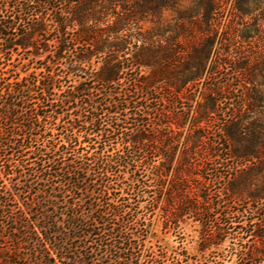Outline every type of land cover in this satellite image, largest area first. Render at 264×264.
I'll return each instance as SVG.
<instances>
[{"label": "trees", "instance_id": "trees-1", "mask_svg": "<svg viewBox=\"0 0 264 264\" xmlns=\"http://www.w3.org/2000/svg\"><path fill=\"white\" fill-rule=\"evenodd\" d=\"M228 1L0 0V64L19 49L36 61L0 67V264H168L143 249L131 201L148 196L151 153L168 166L149 205L164 192L167 220L201 223V251L235 232L264 264V0H232L226 20L251 52L215 48ZM197 92L166 186L163 147L190 111L166 102ZM219 158L233 163L216 194L198 171Z\"/></svg>", "mask_w": 264, "mask_h": 264}, {"label": "rangeland", "instance_id": "rangeland-1", "mask_svg": "<svg viewBox=\"0 0 264 264\" xmlns=\"http://www.w3.org/2000/svg\"><path fill=\"white\" fill-rule=\"evenodd\" d=\"M231 1L232 0H229L226 4L223 17L224 20L218 29L215 48L222 46V51L230 49V51L240 50L244 52H251V50H254L255 47L251 46L248 41H240V38L233 32L235 26H237V19L230 20V23H227L226 21L229 20L231 16ZM256 44L257 47L262 45L264 48L262 41L259 43L257 42ZM27 56L28 55L25 52L19 49V51L13 52V55L6 56L2 59L0 67L3 68L6 75L20 72V75L23 76L25 74L24 71H21V68L24 70L23 65L26 64L24 66L27 67L28 63V67H30L28 71H31L34 70L33 66H35L36 63V61L27 59ZM88 83L89 85L94 84L92 82ZM233 83L237 84L238 81L234 79ZM95 85L101 87L98 83H95ZM130 88L132 87L130 86ZM237 94H239V91L235 92L231 96L233 97ZM157 95L159 96L158 93H155V96ZM168 98L169 100L166 102V108L173 110L176 113H174V115H170L172 118L182 120V116L186 113V110L190 108V111L182 128L178 129L175 125H172V128L175 129L178 134H172L173 136H170V140L174 142L175 139L178 138L179 144L176 145L173 143L170 147L167 146L168 148L163 147L168 156L171 154L173 156V161L166 179V186L170 184L177 169L178 162L183 152V142L188 137L190 132L191 119L194 115V109H196L200 97L197 92L196 95L189 96V98H192L193 100L185 98ZM234 102V99H228L226 104L224 103V107L232 106ZM158 103V101H154L151 105H159ZM222 117L223 113L220 112L219 118ZM151 119H153L152 116ZM141 157H143V155H141L140 158ZM162 158L163 157H161L158 153H151L145 157L142 168L146 174L145 179H147V182L152 184V186L148 190V196L141 200L139 204L135 199H133L134 195H132L131 198L132 206L137 210V216L139 218L138 234L143 244V249L149 248L157 255L165 256L168 264L173 261H179L183 264L186 262H188V264H258V256L250 258V256H242V254H240L241 249L245 252L249 248H252V246H255L254 241L250 237H246L245 239L239 241L237 237H235V232H230V234L227 235V237L220 244L212 245L209 249L201 251L200 248L204 245V241L201 235L202 225L198 220H195L193 217H189L188 215H184L180 219L171 217L167 220L166 216H164V202L166 199L164 192L160 194L159 201L156 203L155 207L149 205V201L154 194H158L155 191L156 189L153 187L154 184H156L153 179V174L157 172L156 166L162 163L164 168L168 166V163ZM232 163V161L229 162L219 158L213 164L211 163L207 165L206 168L198 171L200 174L203 173L207 176V179L211 180L210 189L212 192L218 194L219 190H222V187L227 180V176L231 172ZM24 196L26 195L23 194L18 199L19 205H21L22 208L31 204V201ZM236 205L237 204H235V206ZM237 207L242 208L244 205H237ZM204 220L205 222L207 221V215L204 216Z\"/></svg>", "mask_w": 264, "mask_h": 264}]
</instances>
